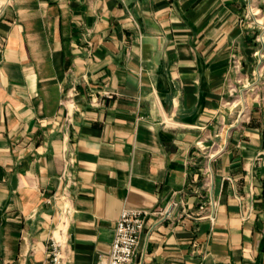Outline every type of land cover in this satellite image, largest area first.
Segmentation results:
<instances>
[{
  "label": "crops",
  "instance_id": "1",
  "mask_svg": "<svg viewBox=\"0 0 264 264\" xmlns=\"http://www.w3.org/2000/svg\"><path fill=\"white\" fill-rule=\"evenodd\" d=\"M64 167L67 264L124 207L149 214L132 264H264L263 0H0V264H48Z\"/></svg>",
  "mask_w": 264,
  "mask_h": 264
},
{
  "label": "built area",
  "instance_id": "2",
  "mask_svg": "<svg viewBox=\"0 0 264 264\" xmlns=\"http://www.w3.org/2000/svg\"><path fill=\"white\" fill-rule=\"evenodd\" d=\"M237 66V65H236ZM233 93H231L232 95ZM72 123V118L69 116L66 119V125L69 126ZM213 145V144H212ZM198 154L206 157L207 162L204 167V173L207 174L205 183L210 184V175L208 168V162L212 157L219 153V149H211L210 145H207L202 140L198 141L195 145ZM61 178L66 180L63 185V190L60 199L63 200L64 206L62 210V221L57 229V234L51 235L47 243V261L48 264H67V255L69 251V231H67L68 224L72 219L73 210L70 205L69 187L71 182V173L68 168L64 167L61 172ZM217 202L213 198H207L201 202L198 207V218H209L213 221L215 217V206ZM176 205L175 202H171L167 207L163 208L161 213L165 216L170 215V211ZM148 212L141 208H129L124 207L119 218L115 223V233L111 241V247L107 255L98 257L96 264H132L133 256L135 254L138 242L140 240L143 228L145 225Z\"/></svg>",
  "mask_w": 264,
  "mask_h": 264
},
{
  "label": "rangeland",
  "instance_id": "3",
  "mask_svg": "<svg viewBox=\"0 0 264 264\" xmlns=\"http://www.w3.org/2000/svg\"><path fill=\"white\" fill-rule=\"evenodd\" d=\"M264 2V0H263ZM249 10L248 12L250 13V17H251V20L256 24V23H260L258 18L260 17V9H256V6L252 3L250 5L249 3Z\"/></svg>",
  "mask_w": 264,
  "mask_h": 264
}]
</instances>
